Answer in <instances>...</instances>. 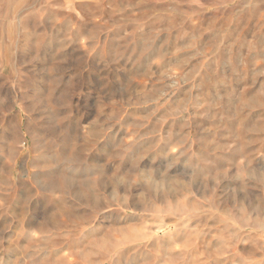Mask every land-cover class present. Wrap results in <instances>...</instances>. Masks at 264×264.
<instances>
[{"label": "rangeland", "instance_id": "obj_1", "mask_svg": "<svg viewBox=\"0 0 264 264\" xmlns=\"http://www.w3.org/2000/svg\"><path fill=\"white\" fill-rule=\"evenodd\" d=\"M0 264H264V0H0Z\"/></svg>", "mask_w": 264, "mask_h": 264}]
</instances>
